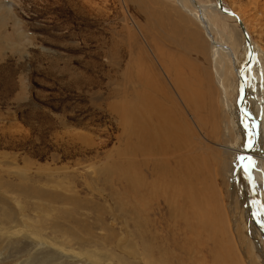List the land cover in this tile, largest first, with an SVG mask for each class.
<instances>
[{
    "label": "rangeland",
    "instance_id": "obj_1",
    "mask_svg": "<svg viewBox=\"0 0 264 264\" xmlns=\"http://www.w3.org/2000/svg\"><path fill=\"white\" fill-rule=\"evenodd\" d=\"M179 2L0 0V264H264L208 32L233 106L245 37L217 0L204 26ZM223 4L264 54V0Z\"/></svg>",
    "mask_w": 264,
    "mask_h": 264
},
{
    "label": "bare ground",
    "instance_id": "obj_2",
    "mask_svg": "<svg viewBox=\"0 0 264 264\" xmlns=\"http://www.w3.org/2000/svg\"><path fill=\"white\" fill-rule=\"evenodd\" d=\"M190 1L192 2V4L195 6V8L197 10L189 12L188 9H186L185 4L182 2V0H180L179 5L183 8V10L189 12L192 17H194L198 22L202 23V25L204 26V23H207L204 21L207 18L206 9L208 7L205 5L199 4L197 2V0H195V2L192 0H190ZM209 7L215 8L214 5H210ZM225 8L230 10L227 7H225ZM217 9H219L218 6H217ZM221 13H223V12L221 11ZM208 24H210L209 21H208ZM246 30H247L249 37H251L250 31L248 30L247 25H246ZM242 32H243V30H242ZM212 34H213V32L210 28V30L208 32V35L210 38L209 37L208 38L211 40L210 48H211L212 58L214 60L213 66H214L215 71H216L215 74L217 77L218 85L220 86V88L222 90V102H223L224 106L226 107L227 111L230 113V122L226 123L224 126V130H223L224 136L229 138V139L233 138V139L238 141V142L235 141L236 143L233 145H231V144L230 145H228V144L222 145V147L225 149V152H227L228 155L238 158V159L235 158V161H234L235 166L233 164L231 166H229V168H228V166L227 167L224 166L226 168V169H224V171L225 170L229 171L226 173H229L230 181L232 183H234V185H238L237 188L241 192V194L243 196V201L245 202V204L248 208L246 211L249 212L248 214L250 215L251 220H252V221H250V227H251L252 233L257 237V239L258 238L261 239L262 237H264V64H263V55L264 54L261 51V49L256 45V43H254V41L251 37L250 40H251V45L253 47L254 54L252 56V61L249 64H247V61L250 57V48H249V44L245 38L244 55H243L244 56V61H243L244 67L242 68L244 80H243V82L241 80L239 81V83H240L239 84L240 95H239L238 104H237L238 106H233L232 103L228 100L227 90H226V87L224 86V84L222 82V78H221V74L224 70V67L217 63L218 60L222 59L223 50L225 51V48H223L220 45V42L218 40L216 42V40L213 38L214 36ZM243 36L245 37L244 32H243ZM228 49H229L231 55L233 56V51L230 49V47ZM232 58L234 59V57H232ZM235 63H236V61H235ZM171 68H172V66H171ZM242 69H239L238 71H240ZM237 75H238V72H237ZM238 78L240 79L239 75H238ZM244 98H245V100H244L245 103L242 106L241 102L243 101ZM249 105L252 106V110H250ZM240 106H242L243 109H241ZM164 118L166 119V121H171L172 123H174V121H172L173 119H172L171 115H166ZM141 133H142V131H141ZM233 133H235L236 137H232ZM146 134H147V138H148L149 133H147V131H146ZM146 134H144V135H146ZM142 136L143 135H140V137H139V143L142 147L140 149L142 150L143 153L150 152V154H152L154 156H157V154H160V155L162 154L163 157L164 156L166 157L167 155L170 156V152L174 150L171 145H168L166 148L155 147V146L149 144L150 142L146 141L145 136L144 137H142ZM149 136H150V134H149ZM175 136H177V135H175ZM203 138L206 142L209 140V139L206 140L205 137H203ZM168 139H169V141H171L172 137H165L164 140H162V142L165 141V143L168 144ZM148 141H149V139H148ZM206 142L202 141V138H201V143L204 147H206V144H207ZM187 144L188 143L186 142V145ZM183 146H185V140L183 142ZM180 155H182V154H180ZM190 158H192V157H190ZM178 160H179V158H178ZM188 161H189L188 163L191 164L190 160H188ZM189 164H187L188 169L192 170V167H193V170L195 171V169H196L195 167H197L196 164L192 163V167ZM202 166H204V165H202ZM204 168H205V166H204ZM189 170H187V171H189ZM201 173H202V171H201ZM186 174H188V173H186ZM186 177H188V175ZM184 183L186 184L185 181H184ZM189 188L190 187H188V189ZM191 189L194 190L195 188L193 187ZM252 191H253V193H252ZM194 193L195 192L188 194L189 196L187 197V200H192ZM193 203H194V206H196L197 208H199V206H203V204H204V202H201L200 204L195 203V202H193ZM212 222H214V221H212ZM209 227H211V223H208V228ZM16 233H14V234H16ZM50 244L51 245L53 244V246L55 245L54 243H50ZM60 247H58V248H60ZM56 248H57V246H56ZM230 264H232V261L230 262Z\"/></svg>",
    "mask_w": 264,
    "mask_h": 264
},
{
    "label": "water",
    "instance_id": "obj_3",
    "mask_svg": "<svg viewBox=\"0 0 264 264\" xmlns=\"http://www.w3.org/2000/svg\"><path fill=\"white\" fill-rule=\"evenodd\" d=\"M192 1L195 2V0H192ZM218 7H219V9H220L224 14H226V15H230V16L236 18L237 21H238V24L240 25L241 29L243 30L244 35H245V38H246V41L248 42V44H249V48H250V57H249V59H248V61H247V64H249V63L252 61V56H253V54H254V51H253V47H252V45H251L250 37H249V35H248V33H247V30H246V28H245V26H244V24H243V21L240 19V17H239L235 12H233V11L228 10V9L225 8V6H224V4H223V0H218ZM238 75H239V77H240V80L243 82V80H244V79H243V69L240 70V71H238ZM244 100H245V98H244L243 101L241 102V103H242V106H243L244 103H245ZM242 106H240L241 109H243ZM252 193H253V191H252Z\"/></svg>",
    "mask_w": 264,
    "mask_h": 264
}]
</instances>
